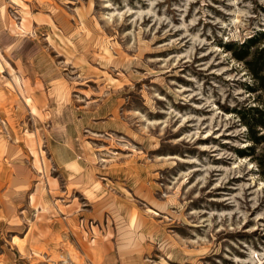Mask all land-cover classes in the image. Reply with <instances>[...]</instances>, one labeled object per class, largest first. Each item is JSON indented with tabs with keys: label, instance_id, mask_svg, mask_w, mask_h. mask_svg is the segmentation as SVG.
Masks as SVG:
<instances>
[{
	"label": "rangeland",
	"instance_id": "rangeland-1",
	"mask_svg": "<svg viewBox=\"0 0 264 264\" xmlns=\"http://www.w3.org/2000/svg\"><path fill=\"white\" fill-rule=\"evenodd\" d=\"M32 2L0 0V264H264V0Z\"/></svg>",
	"mask_w": 264,
	"mask_h": 264
},
{
	"label": "crops",
	"instance_id": "crops-1",
	"mask_svg": "<svg viewBox=\"0 0 264 264\" xmlns=\"http://www.w3.org/2000/svg\"><path fill=\"white\" fill-rule=\"evenodd\" d=\"M31 3H33L32 0H7V4L9 5V8L15 10L16 12H23L24 11L23 6L29 7L31 5ZM25 21H26V18L22 16L21 25H24ZM50 159H51V163H52L53 167L55 165L58 168H63L65 170H68L69 173H71V175H72V173L74 174L75 172L71 171L72 169H70L69 167H73V168L78 167L77 161L72 156L69 158H66V159L58 160V159H56L54 152H52V155H50ZM42 165H43V169H45L46 166H45L44 162L42 163ZM74 176H76V174L72 175V177H74ZM43 178L45 179L44 181L47 182L48 179L46 178V175H44ZM53 180H54V178H50V181H49L51 184L52 190H54V181ZM29 202H30V197H29ZM37 210H38V208H37ZM133 221H134V219H133V217H131V220L129 222V226L134 225L133 223L135 221L134 222ZM125 234H128V236H129V234H131V231H125ZM141 239H142V234L139 233L138 235H136V238L135 237L128 238L126 243L124 244V246L129 247V248L138 247Z\"/></svg>",
	"mask_w": 264,
	"mask_h": 264
},
{
	"label": "trees",
	"instance_id": "trees-1",
	"mask_svg": "<svg viewBox=\"0 0 264 264\" xmlns=\"http://www.w3.org/2000/svg\"><path fill=\"white\" fill-rule=\"evenodd\" d=\"M260 126H262L264 128V121L260 122Z\"/></svg>",
	"mask_w": 264,
	"mask_h": 264
}]
</instances>
